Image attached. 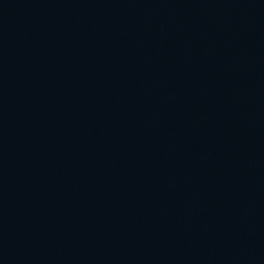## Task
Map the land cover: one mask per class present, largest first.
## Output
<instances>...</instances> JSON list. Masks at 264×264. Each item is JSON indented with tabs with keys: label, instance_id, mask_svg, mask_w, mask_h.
Returning a JSON list of instances; mask_svg holds the SVG:
<instances>
[{
	"label": "water",
	"instance_id": "water-1",
	"mask_svg": "<svg viewBox=\"0 0 264 264\" xmlns=\"http://www.w3.org/2000/svg\"><path fill=\"white\" fill-rule=\"evenodd\" d=\"M0 264H264V0H0Z\"/></svg>",
	"mask_w": 264,
	"mask_h": 264
}]
</instances>
